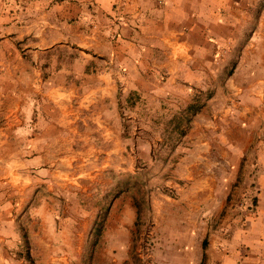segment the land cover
<instances>
[{
    "label": "crops",
    "instance_id": "obj_1",
    "mask_svg": "<svg viewBox=\"0 0 264 264\" xmlns=\"http://www.w3.org/2000/svg\"><path fill=\"white\" fill-rule=\"evenodd\" d=\"M144 231L264 264V0H0V264Z\"/></svg>",
    "mask_w": 264,
    "mask_h": 264
},
{
    "label": "rangeland",
    "instance_id": "obj_2",
    "mask_svg": "<svg viewBox=\"0 0 264 264\" xmlns=\"http://www.w3.org/2000/svg\"><path fill=\"white\" fill-rule=\"evenodd\" d=\"M149 233H146V231L144 232H140L139 235H137V240L139 241V245L134 247L132 250V255L134 258V263L133 264H156L155 262V256H154V247L152 242H148L149 246H146L145 243L143 244V242L145 240L149 239ZM107 251L106 248H100L99 247H95V248H91V247H86V249L83 250V256H82V260L81 262H78L77 264H109L106 261L108 260L107 258V254H105V256L101 257V254L103 252ZM109 253H111L112 255H114V257H116V255H120V253H118L120 251V249H108ZM86 256V259H85ZM92 256V258H91ZM95 259L94 262L92 260V262H90V259ZM111 258V257H110ZM85 259V260H84ZM103 260V261H101ZM117 264V263H114Z\"/></svg>",
    "mask_w": 264,
    "mask_h": 264
},
{
    "label": "built area",
    "instance_id": "obj_3",
    "mask_svg": "<svg viewBox=\"0 0 264 264\" xmlns=\"http://www.w3.org/2000/svg\"><path fill=\"white\" fill-rule=\"evenodd\" d=\"M148 237H149V239H148V240H145V241L143 242V244L145 243L146 246H149V243H148V242H150V235H149Z\"/></svg>",
    "mask_w": 264,
    "mask_h": 264
}]
</instances>
